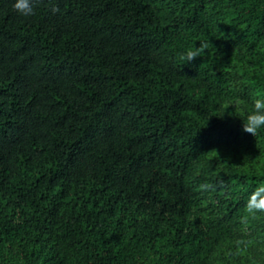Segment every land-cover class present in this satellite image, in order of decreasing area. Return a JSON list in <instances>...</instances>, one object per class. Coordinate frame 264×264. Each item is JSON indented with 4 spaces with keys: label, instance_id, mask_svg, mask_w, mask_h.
<instances>
[{
    "label": "trees",
    "instance_id": "1",
    "mask_svg": "<svg viewBox=\"0 0 264 264\" xmlns=\"http://www.w3.org/2000/svg\"><path fill=\"white\" fill-rule=\"evenodd\" d=\"M12 3L0 264H264V131L242 121L264 94V0Z\"/></svg>",
    "mask_w": 264,
    "mask_h": 264
},
{
    "label": "clouds",
    "instance_id": "2",
    "mask_svg": "<svg viewBox=\"0 0 264 264\" xmlns=\"http://www.w3.org/2000/svg\"><path fill=\"white\" fill-rule=\"evenodd\" d=\"M12 8L22 17H31L35 14L34 0H13ZM207 47L206 43L201 42L199 47L193 45L184 49L180 53V58L190 62L194 58L201 57V53ZM248 107L244 112L242 121L243 129L254 135L264 131V94L249 97L247 101ZM250 211L261 209L264 210V184L257 186L256 190L251 194L248 201Z\"/></svg>",
    "mask_w": 264,
    "mask_h": 264
}]
</instances>
